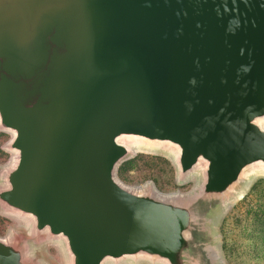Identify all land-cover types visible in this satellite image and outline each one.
<instances>
[{
  "label": "water",
  "instance_id": "water-1",
  "mask_svg": "<svg viewBox=\"0 0 264 264\" xmlns=\"http://www.w3.org/2000/svg\"><path fill=\"white\" fill-rule=\"evenodd\" d=\"M0 130L26 224L0 264H222L214 220L264 173V0H0ZM134 147L194 188L122 183Z\"/></svg>",
  "mask_w": 264,
  "mask_h": 264
},
{
  "label": "rangeland",
  "instance_id": "rangeland-1",
  "mask_svg": "<svg viewBox=\"0 0 264 264\" xmlns=\"http://www.w3.org/2000/svg\"><path fill=\"white\" fill-rule=\"evenodd\" d=\"M10 139L11 133L0 130V173L12 161L13 153L6 149ZM117 177L132 187L151 183L162 194L190 192L197 180L192 176L178 182L177 168L169 154L141 148L119 165ZM25 227L23 221L0 212V238ZM211 235L222 264H264V173L251 175L247 188L218 213ZM36 253L48 264L65 263L58 243H47Z\"/></svg>",
  "mask_w": 264,
  "mask_h": 264
},
{
  "label": "bare ground",
  "instance_id": "bare-ground-1",
  "mask_svg": "<svg viewBox=\"0 0 264 264\" xmlns=\"http://www.w3.org/2000/svg\"><path fill=\"white\" fill-rule=\"evenodd\" d=\"M139 148H140V147H134V148H133V151H134V150H137V149H139Z\"/></svg>",
  "mask_w": 264,
  "mask_h": 264
}]
</instances>
